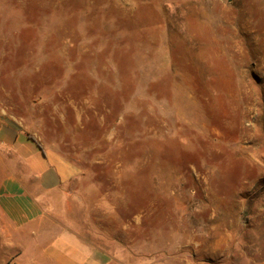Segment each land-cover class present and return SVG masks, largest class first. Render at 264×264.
<instances>
[{
	"label": "rangeland",
	"instance_id": "rangeland-1",
	"mask_svg": "<svg viewBox=\"0 0 264 264\" xmlns=\"http://www.w3.org/2000/svg\"><path fill=\"white\" fill-rule=\"evenodd\" d=\"M6 121L113 264H264V0H0ZM28 236L0 215V264H48Z\"/></svg>",
	"mask_w": 264,
	"mask_h": 264
},
{
	"label": "crops",
	"instance_id": "crops-1",
	"mask_svg": "<svg viewBox=\"0 0 264 264\" xmlns=\"http://www.w3.org/2000/svg\"><path fill=\"white\" fill-rule=\"evenodd\" d=\"M78 180V168L49 154L33 133L7 121L0 127V215L29 234L30 247L41 249L44 263L113 264L115 258L84 235L86 227L96 231V211L70 208L65 186ZM39 233L41 244L34 241Z\"/></svg>",
	"mask_w": 264,
	"mask_h": 264
},
{
	"label": "trees",
	"instance_id": "trees-1",
	"mask_svg": "<svg viewBox=\"0 0 264 264\" xmlns=\"http://www.w3.org/2000/svg\"><path fill=\"white\" fill-rule=\"evenodd\" d=\"M31 140H34L33 138H30Z\"/></svg>",
	"mask_w": 264,
	"mask_h": 264
}]
</instances>
